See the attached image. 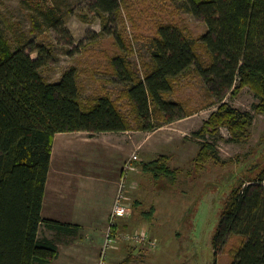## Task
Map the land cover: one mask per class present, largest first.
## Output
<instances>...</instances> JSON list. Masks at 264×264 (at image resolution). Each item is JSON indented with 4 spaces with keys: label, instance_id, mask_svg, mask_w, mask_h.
I'll list each match as a JSON object with an SVG mask.
<instances>
[{
    "label": "trees",
    "instance_id": "obj_1",
    "mask_svg": "<svg viewBox=\"0 0 264 264\" xmlns=\"http://www.w3.org/2000/svg\"><path fill=\"white\" fill-rule=\"evenodd\" d=\"M188 11L202 18L208 32L201 37L210 61L205 63L192 41L180 29L162 26L153 42L152 66L142 80L124 58L114 60L116 71L128 83L127 97L143 131H152L159 119L170 124L188 117L181 104L170 101L175 81L191 68L210 87L220 104L198 137L215 136L227 127L231 142L246 143L253 114L225 103L232 91L250 88L264 115V0H183ZM96 8L113 14L119 0H97ZM37 52L38 59L32 57ZM42 48L13 50L0 29V264H50L58 246L40 238V228L66 225L44 220L42 206L50 171L54 138L70 132H127L132 124L109 97L84 105L75 69L58 82H47ZM212 144L204 142L196 158L198 168L217 161ZM169 157L142 164V169L174 178ZM152 215V212L147 214ZM230 235L244 238L232 264H264V166L249 186L233 190L222 214L217 248ZM130 261V259L128 260Z\"/></svg>",
    "mask_w": 264,
    "mask_h": 264
},
{
    "label": "rangeland",
    "instance_id": "obj_2",
    "mask_svg": "<svg viewBox=\"0 0 264 264\" xmlns=\"http://www.w3.org/2000/svg\"><path fill=\"white\" fill-rule=\"evenodd\" d=\"M97 0H0V29L13 50L42 48L46 65L43 78L54 83L75 69L81 102L93 103L107 96L132 124L126 135L142 138L135 153L141 164L131 175L137 185L129 194L132 218L122 222L126 231L146 227L157 239L153 251L122 244L109 264H232L244 238L230 235L217 248L222 214L233 190L252 184L264 166V115L254 110L259 102L246 87L226 96L224 102L253 114L246 143L231 142L227 127L217 135H196L220 104L196 68L175 81L170 101L181 104L188 117L165 124L154 122L152 131L140 124L127 97L128 83L116 71L121 57L134 76L144 79L152 66L153 42L162 26L180 29L192 41L202 61H210L201 37L208 32L202 18L193 16L183 0H119L113 14L100 12ZM32 53L34 59L39 58ZM204 142L212 144L217 161L198 168L196 158ZM161 155L169 157L174 178L142 169ZM104 158V163H105ZM149 216L147 214L151 213ZM130 257V262H126Z\"/></svg>",
    "mask_w": 264,
    "mask_h": 264
},
{
    "label": "crops",
    "instance_id": "obj_3",
    "mask_svg": "<svg viewBox=\"0 0 264 264\" xmlns=\"http://www.w3.org/2000/svg\"><path fill=\"white\" fill-rule=\"evenodd\" d=\"M130 132L55 136L42 217L66 226L40 228V238L59 249L50 264H98L123 166L143 144L138 136L128 144Z\"/></svg>",
    "mask_w": 264,
    "mask_h": 264
},
{
    "label": "built area",
    "instance_id": "obj_4",
    "mask_svg": "<svg viewBox=\"0 0 264 264\" xmlns=\"http://www.w3.org/2000/svg\"><path fill=\"white\" fill-rule=\"evenodd\" d=\"M138 163L139 157L134 153L123 166L98 264H109L112 252L120 249L122 244H129L148 251H153L158 247L157 239L151 235L146 227L134 231H126L122 228V222L132 218L133 215V203L130 201L129 194L132 189L137 188L135 182L131 180V175L134 171H138Z\"/></svg>",
    "mask_w": 264,
    "mask_h": 264
}]
</instances>
